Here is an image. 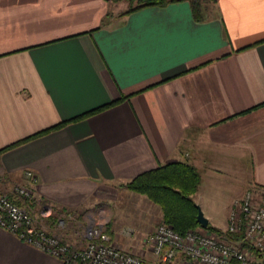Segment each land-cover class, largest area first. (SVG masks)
<instances>
[{
  "label": "crops",
  "instance_id": "obj_1",
  "mask_svg": "<svg viewBox=\"0 0 264 264\" xmlns=\"http://www.w3.org/2000/svg\"><path fill=\"white\" fill-rule=\"evenodd\" d=\"M214 4L196 20L187 1L123 15L114 0H0V150L66 123L0 153V193L26 186L48 234L81 247L99 224L151 264L144 240L162 211L123 185L185 163L200 175V209L207 179L235 177L225 224L205 216L223 231L232 203L264 187V0ZM0 264L63 263L0 227Z\"/></svg>",
  "mask_w": 264,
  "mask_h": 264
},
{
  "label": "built area",
  "instance_id": "obj_2",
  "mask_svg": "<svg viewBox=\"0 0 264 264\" xmlns=\"http://www.w3.org/2000/svg\"><path fill=\"white\" fill-rule=\"evenodd\" d=\"M25 177L35 182L32 172L26 171ZM33 200L32 190L23 185L0 193V227L63 264H144L141 258L113 245L99 224L85 229L87 242L81 247L48 234L30 215ZM144 243L157 257L151 264H264V187H250L232 203L222 235L200 228L179 234L161 223Z\"/></svg>",
  "mask_w": 264,
  "mask_h": 264
},
{
  "label": "trees",
  "instance_id": "obj_3",
  "mask_svg": "<svg viewBox=\"0 0 264 264\" xmlns=\"http://www.w3.org/2000/svg\"><path fill=\"white\" fill-rule=\"evenodd\" d=\"M115 2H124L127 9L123 13L130 14L135 11L149 7H165L171 3L187 1L191 7L192 14L196 20L202 15L205 5L215 3L217 0H114ZM260 41L257 44L263 43ZM117 102L110 103L105 107L98 109L77 120L91 116L110 108ZM66 123H60L41 132H38L22 141L14 143L4 149L15 148L32 139L42 137L54 130L63 128ZM200 175L196 168L185 163H168L155 170L141 174L123 186L135 194L144 196L148 201L160 207L162 211V222L170 225L177 233L183 234L188 230L203 229L215 235H222L223 231L208 224L206 229L202 228L196 221L197 206L192 196L198 191L200 185ZM12 201L19 206L23 204L11 197ZM228 237L232 238L230 235Z\"/></svg>",
  "mask_w": 264,
  "mask_h": 264
},
{
  "label": "rangeland",
  "instance_id": "obj_4",
  "mask_svg": "<svg viewBox=\"0 0 264 264\" xmlns=\"http://www.w3.org/2000/svg\"><path fill=\"white\" fill-rule=\"evenodd\" d=\"M124 4L127 6L126 3ZM215 7L216 6L214 3H209L205 5L203 9L207 8V10L203 15H205V17L213 15L215 13L214 11ZM115 8H116L115 9L116 11L118 8L123 9L124 6L117 5L115 6ZM216 182L218 185L217 188H213L214 186L212 185V183H210V179H207L205 183L203 184L201 191H200V196H202V199H203V206H202L203 209H200V210L202 211L204 216L213 214L216 217V220L219 224L218 226H223L225 224L224 223L225 215L227 213L225 211V206L227 207V204L231 200L230 198L235 196V193L233 190L235 189V187H238L239 185L238 183H236L235 177L231 173H229V171L224 172L223 175L219 176ZM244 186L245 185H242V188H244ZM134 195H137L135 197H138L142 201L148 202V200L144 196H141V195L139 196L138 194H135V193ZM197 197L199 198L198 195L196 196V198ZM208 206H210V208ZM114 213L116 216L122 212L118 210H114ZM228 213H229V210H228ZM118 218H120V216H118Z\"/></svg>",
  "mask_w": 264,
  "mask_h": 264
},
{
  "label": "water",
  "instance_id": "obj_5",
  "mask_svg": "<svg viewBox=\"0 0 264 264\" xmlns=\"http://www.w3.org/2000/svg\"><path fill=\"white\" fill-rule=\"evenodd\" d=\"M197 216H196V221L197 223L204 229L208 227V219L204 216L200 208L197 206Z\"/></svg>",
  "mask_w": 264,
  "mask_h": 264
}]
</instances>
